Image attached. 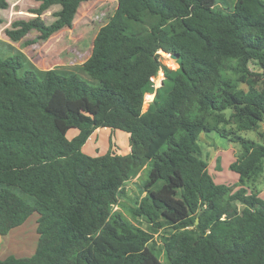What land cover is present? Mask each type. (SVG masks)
I'll list each match as a JSON object with an SVG mask.
<instances>
[{"label": "trees", "instance_id": "obj_1", "mask_svg": "<svg viewBox=\"0 0 264 264\" xmlns=\"http://www.w3.org/2000/svg\"><path fill=\"white\" fill-rule=\"evenodd\" d=\"M36 1L3 29L10 40L70 28L89 0ZM262 123L264 0H117L88 58L69 67L38 69L0 40V236L32 215L37 234L31 256L0 264H264V200L216 184L197 143L210 132L238 142L230 168L255 181ZM97 128L128 133V153L85 154ZM250 130L261 142L239 134Z\"/></svg>", "mask_w": 264, "mask_h": 264}, {"label": "rangeland", "instance_id": "obj_2", "mask_svg": "<svg viewBox=\"0 0 264 264\" xmlns=\"http://www.w3.org/2000/svg\"><path fill=\"white\" fill-rule=\"evenodd\" d=\"M227 1L231 3V0ZM8 3L6 9L0 10L2 19L0 40L22 51L38 69H49L54 66L69 67L86 60L91 53L95 34L101 26L108 22L117 6V0H89L80 5L70 28H63L45 40L39 39L36 31H30L22 39L12 41L3 32V29L15 18L28 19L32 16L28 12L29 8L37 6L38 2L36 0H8ZM52 10H48L42 15L47 23L53 19L50 15ZM7 55L11 54L6 51L5 56ZM173 60L165 58L163 63L172 65ZM173 66L174 69L177 67ZM259 131L264 134V123L260 124ZM239 134L250 141L261 142V138L255 131H243ZM197 143L201 149V157L206 161L207 170L216 184L229 186L233 190L243 187L247 194L256 193L260 199L264 200L262 180L264 174L262 177H256L255 181L245 180L241 183L238 174L230 168L231 163L241 152L238 142H231L218 136L215 132H210L201 133ZM145 172V170L141 172L140 178H144ZM134 180L126 183V191L129 196H133L136 192ZM127 202L129 203V201ZM124 213L131 221L138 224L126 212ZM35 220V215L30 216L24 226L20 228L19 233L20 235L26 234L32 244H35L37 239ZM140 221V226L147 228V224L143 220ZM159 258L164 261L161 251H159Z\"/></svg>", "mask_w": 264, "mask_h": 264}, {"label": "crops", "instance_id": "obj_3", "mask_svg": "<svg viewBox=\"0 0 264 264\" xmlns=\"http://www.w3.org/2000/svg\"><path fill=\"white\" fill-rule=\"evenodd\" d=\"M77 132L76 129L68 130L66 133L67 139L74 137ZM109 148L117 154L128 153V133L109 128H97L83 145L82 151L89 156H99L104 154ZM26 221L10 230L6 235L0 236V259H4L8 255L29 257L34 253L36 243L32 244L26 234H19L20 228L24 226Z\"/></svg>", "mask_w": 264, "mask_h": 264}, {"label": "built area", "instance_id": "obj_4", "mask_svg": "<svg viewBox=\"0 0 264 264\" xmlns=\"http://www.w3.org/2000/svg\"><path fill=\"white\" fill-rule=\"evenodd\" d=\"M158 54V59L163 63V59L165 58H169L171 60H173L171 58V55L168 53L163 52L162 50H158L156 52ZM172 65H169L168 63L164 65H166L168 68L170 69H174V66H177V64L175 63V60H173ZM164 79V74L163 71L160 69L157 74L155 76L150 77V81H151V87H152V92H145L144 96H143V102H142V111H145L149 105V103L153 100L154 95H155V90L157 88H159L162 84V81Z\"/></svg>", "mask_w": 264, "mask_h": 264}, {"label": "water", "instance_id": "obj_5", "mask_svg": "<svg viewBox=\"0 0 264 264\" xmlns=\"http://www.w3.org/2000/svg\"><path fill=\"white\" fill-rule=\"evenodd\" d=\"M170 55H171L172 59H174V60L176 59V55H174V54H170Z\"/></svg>", "mask_w": 264, "mask_h": 264}]
</instances>
